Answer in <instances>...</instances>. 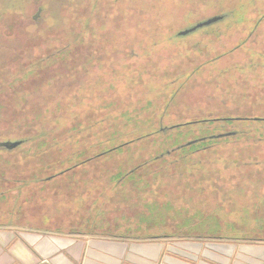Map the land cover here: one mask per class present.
Returning <instances> with one entry per match:
<instances>
[{"label":"rangeland","instance_id":"374dc122","mask_svg":"<svg viewBox=\"0 0 264 264\" xmlns=\"http://www.w3.org/2000/svg\"><path fill=\"white\" fill-rule=\"evenodd\" d=\"M39 10H41L40 15L34 20ZM103 11L107 12L106 16ZM226 13L243 16L264 14V0L256 2L253 0H0V47L3 48L0 49L3 51L1 61L9 72L14 68L26 66V60L36 55L45 56L52 53L58 55L59 47L69 45L67 41L72 42V46L76 47L69 52H60V57L54 58L46 71L40 72L37 69L33 76L22 78L21 83H15L21 91L9 90L2 96L21 94L27 87L34 91V96H42V99L47 98L46 89H51L57 93V98L63 99L70 95L71 99L75 97L81 101L92 100V91H81V80L92 81L97 72L101 71L110 73L108 64L111 65L109 62L112 59H114L113 63L120 64L129 60L127 54L131 53L134 59L130 58L126 63L138 69H151L150 76L144 74L143 79L134 83L136 91L143 92L144 86L151 87L153 106H160V110L166 106V110L173 114V118L178 119V122L180 115L181 118L190 119L195 113L225 114L228 108L220 109L221 101L240 103L243 111L245 109L243 105L250 100L245 112L248 111L251 116L264 118V64L261 62L262 58L258 56L260 52L245 50L248 46H243L244 50L229 51L231 46L238 44L247 34L248 28L240 24L235 29L231 28V33L225 37L211 38L208 34L211 29L216 28L212 25L198 29L187 36H178L180 31L190 29L209 17ZM224 22L218 25L225 27ZM73 32L78 34L77 38ZM51 42H56L55 45L58 46L54 49ZM245 54H248L246 59ZM94 55L99 56V59ZM85 58H89V61L85 62ZM95 59L97 60L94 62ZM99 60L107 69L99 68ZM93 62L94 64L90 65ZM41 65L38 62L34 63L37 67ZM84 65H87V68ZM85 68L86 73L82 72ZM10 76L4 75L1 78L2 83L5 85L14 83L13 77ZM109 77L113 81L114 75L110 73ZM158 84H167L168 91L172 94L178 88L181 90L175 99L165 98L168 104L157 103L155 93ZM72 88L76 90L71 92ZM109 89V92H114L113 88ZM68 91L70 94H67ZM142 95L137 96L143 98ZM118 97L121 98V95L118 94ZM178 103L181 104L180 107ZM231 111L240 113L236 109ZM163 124L167 125V122ZM155 127L156 123H153V128ZM178 131L183 132L180 138H176ZM178 131H168L170 133L159 138H153L151 135L129 146L123 154L114 158L118 162L122 161V158L129 156L128 153L134 158L149 152H153L149 156H154L156 150L171 155L180 147L201 136L199 131L186 135L187 128ZM249 131L251 128H246L245 132ZM224 134H219L218 137ZM261 136L263 138L261 142H264V129L260 133H255L253 130V136L246 135V139L234 143H249L254 137ZM176 139H179L178 143L181 145L174 149L167 148L166 151L164 141ZM10 141L17 140L11 138ZM236 146L240 147V145ZM31 147V143L27 142L14 150L5 148V151L0 152V168L8 162V165L14 168V173L22 169L26 173L29 168H19L13 162L18 161L17 163L20 164ZM254 163L259 166L264 165V156ZM57 164H53V167H57ZM57 171L56 169L53 173ZM255 171L256 168H253L251 174L223 176L224 181L219 184V188L211 192L214 196L219 195L218 204H222V218L236 222L235 226L227 225L221 232V236L226 239L264 240V173ZM33 172L26 180V195H23L33 196V199L29 198V204L24 207L21 214L12 217L0 216L1 223L19 226L37 224L43 225L41 226L43 228L54 229L58 226L93 224L95 219L107 217L106 222H114L111 217H104L103 212L124 210L120 204L122 199L114 190L109 192L105 189V194L96 200L92 188L82 187L86 194L73 198L62 194L59 186L60 178L49 180L52 176L46 177L45 174ZM80 175L81 173H78L74 177H81ZM182 178L177 179L179 184ZM200 189L201 192H193V194L202 193V198H209L204 195L202 188ZM173 206L174 208L167 206V209H164L167 213L165 225L159 227L158 231H153L154 234L169 231L171 232L169 234L175 237L185 238L217 235L210 234L207 230L179 229L178 226L184 228L186 225L191 227L198 225L199 218L183 220L188 214L186 209L189 208L185 207V201L174 202ZM181 206L184 210H178L182 208ZM135 207L136 205L130 203L126 205V208ZM5 208L7 205L0 203L2 213ZM213 209L210 208L209 211ZM136 213L138 210L124 211L128 218ZM187 221L191 222L187 223Z\"/></svg>","mask_w":264,"mask_h":264},{"label":"trees","instance_id":"16d2710c","mask_svg":"<svg viewBox=\"0 0 264 264\" xmlns=\"http://www.w3.org/2000/svg\"><path fill=\"white\" fill-rule=\"evenodd\" d=\"M105 11L103 14L106 16ZM120 17L122 18L123 15ZM73 33L77 38L78 34ZM253 38L254 40L257 38V42L252 45L264 48V31L258 37ZM246 39H249V43ZM75 40L74 38V42ZM239 42V46L247 47L250 44V38L245 35ZM67 43L68 46L59 47L58 55L55 53H46L45 56L44 54L36 55L26 60V66L14 68L11 72L1 61L3 51L0 50V142L14 138L22 142L20 146L27 142L32 145L25 153L26 158L23 157L20 164L17 163L18 161L13 162L19 168H29L27 172L30 173H24L23 169L14 173V168L8 165V162L0 168V203L7 205L4 213L0 211V216L12 217L21 214L24 207L29 204V198L33 199L30 195L23 196L26 195V180L33 171V173L45 174L46 177L52 176L49 180L60 178L59 186L62 194L73 198L86 194L82 187L92 188L97 197L96 200L105 194V189L109 192L114 190L120 195L119 198L122 199L120 204L124 210L103 212L104 217L109 216L114 222H106L107 217L106 219H95L93 224L58 226L54 229L43 228L41 227L43 225L37 224L19 226L0 222V225L115 238L175 237L169 234L171 233L169 231L160 234H154L153 231L164 227L167 214L164 209H167V206L174 208L173 203L182 200L185 201V207H189L186 209L189 215L186 214L183 220L199 218L200 221L198 220V225L194 227L178 226L179 229L207 230L210 234L217 235L198 237L226 239L221 236V232L227 225L235 226L236 222L222 218V204H218L219 195L214 196L211 192L219 188V184L224 181L223 176L251 174L253 168H256L255 172L264 173V165L259 166L254 163L264 156L262 136L256 137L257 139L254 137L249 143H234L246 139V135L253 136V130L255 133H260L264 129V118L257 115L251 116L248 111L245 112L250 100L243 105L245 108L243 111L240 103L221 101L220 109L228 108L225 114L195 113L190 119L181 118L182 115H180L178 122V119L173 118V114L166 110V106L161 110L160 106H153L150 95L153 93L151 87L144 86L143 92L136 91L134 83L143 79L144 74L150 76L151 69H138L126 63L130 58L134 59L131 53L127 54L129 60L123 63H113L114 59L109 62L111 65L106 62L108 70L114 75L113 81L109 77L110 73L103 71L100 73L96 71L97 75L92 81L81 80V91H92V100L81 101L75 97L71 99L70 95L63 99L57 98V93L51 89H46L47 98L42 99V96H34V91L27 87L25 91L22 90L21 94L2 96L9 90L21 91L15 83H21L22 78L33 76L37 69L40 72L46 71L50 68L52 60L57 56L60 57V52L76 49L75 45L72 46V42L67 41ZM51 44L54 45V49L58 46L55 45L56 42H51ZM0 49L3 48L0 47ZM247 56L248 54H245V59ZM258 56L262 58L261 62L264 64V52H260ZM90 57L93 60V55ZM87 61L89 58H85V62ZM35 62L42 65L34 66ZM98 63L100 69H107L100 60ZM86 68L82 72L86 73ZM4 75H11L14 83L3 84L1 78ZM109 88H113L114 92H109ZM75 90L72 88L71 92ZM180 90L181 88H178L172 94L168 91L167 84H158L155 102L168 104L165 98L175 99ZM67 94H70V91ZM138 94H144L143 98H139L141 96H137ZM178 106L180 107L181 104L178 103ZM235 109L240 113L231 111ZM164 122H167V125H164ZM153 123H156L155 128H153ZM183 128L188 130L186 135L199 131L201 136L194 140L197 141L196 143L191 141L189 142L191 144L187 143L171 155L156 150L154 156H149L153 153L149 152L134 158L128 153L129 156L122 158V161L118 162L114 158L123 154L129 146L151 135L153 138H159ZM246 128H251V131L245 132ZM166 130L170 132L163 134ZM222 133L225 134L218 137ZM182 134L183 132L178 131L176 138H180ZM178 140L164 141L166 151L167 148L179 147L181 144ZM172 143L173 146H171ZM2 151H5V148H1L0 152ZM55 163H58L57 167H53ZM56 169L58 171L53 173ZM78 173H81V177H74ZM179 177H183L180 184L177 181ZM67 184L75 185L78 191ZM200 188L209 198H202V193L193 194V192H201ZM129 203L136 207L126 208ZM181 207L178 210H184L183 206ZM210 208H214L216 213L214 209L209 211ZM137 210L138 213L129 218L124 214V211L136 212ZM189 222L191 221H187ZM242 240L264 241L262 239Z\"/></svg>","mask_w":264,"mask_h":264},{"label":"crops","instance_id":"0c3cea01","mask_svg":"<svg viewBox=\"0 0 264 264\" xmlns=\"http://www.w3.org/2000/svg\"><path fill=\"white\" fill-rule=\"evenodd\" d=\"M0 264H264V241L115 238L0 225Z\"/></svg>","mask_w":264,"mask_h":264},{"label":"flooded vegetation","instance_id":"af4514ba","mask_svg":"<svg viewBox=\"0 0 264 264\" xmlns=\"http://www.w3.org/2000/svg\"><path fill=\"white\" fill-rule=\"evenodd\" d=\"M253 1L256 2V1H259V0H253ZM40 11L41 10H39L37 15L33 18L34 20H36L39 17ZM213 18H220V19L218 21H216V22H213L211 24L205 25V26H203L201 28H198V29H202L204 27H209V26H212V25L216 26L215 29H211L210 34H208V35H210L211 38L214 37V36L215 37L219 36V37L222 38V37L227 36L229 33H231L230 31L232 29H235L238 25L241 24L245 28H248L246 30V32H247L246 35H247V37L250 38V44L248 45V49H245V50H247V51L252 50V51H255V52H264V48L263 47H256V46L252 45L253 43L257 42L256 41L257 38L254 40L253 37L254 36L258 37V35L261 32L264 31V14H249V15L243 16V15H236V14L232 15V14H227L226 13V14H219V15H215V16L209 17L208 19H205L202 22L208 21V20L213 19ZM225 20H226V22H224ZM202 22H199L197 24H200ZM222 22H224L223 25H225V27L221 26V25H218V24H221ZM198 29H196L195 31L190 32V33H188L186 35H180L179 33L182 32V31H180L178 33V36H180V37L181 36H187L189 34L195 33ZM246 40L249 43V39H246ZM238 44H235V45L231 46L229 51L244 50V49H242L243 46H239Z\"/></svg>","mask_w":264,"mask_h":264},{"label":"water","instance_id":"95a60500","mask_svg":"<svg viewBox=\"0 0 264 264\" xmlns=\"http://www.w3.org/2000/svg\"><path fill=\"white\" fill-rule=\"evenodd\" d=\"M220 18H213V19H210V20H208V21H205V22H202V23H200V24H197L196 26H194V27H192V28H190V29H187V30H185V31H182V32H180L179 34L180 35H186V34H188V33H190V32H193V31H195L196 29H198V28H201V27H203V26H205V25H208V24H211V23H213V22H216V21H218ZM195 142V141H194ZM193 142V143H194ZM21 141H10V140H7V141H1L0 142V148H6L7 150H14V149H16L17 147H19L20 145H21ZM189 144H191V143H189Z\"/></svg>","mask_w":264,"mask_h":264}]
</instances>
